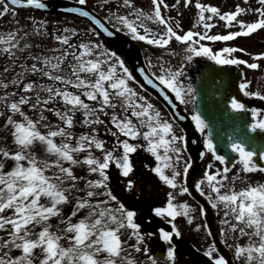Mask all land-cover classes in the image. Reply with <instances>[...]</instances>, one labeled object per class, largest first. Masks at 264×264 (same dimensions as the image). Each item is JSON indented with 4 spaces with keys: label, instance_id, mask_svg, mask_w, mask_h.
Returning a JSON list of instances; mask_svg holds the SVG:
<instances>
[{
    "label": "snow or ice",
    "instance_id": "obj_1",
    "mask_svg": "<svg viewBox=\"0 0 264 264\" xmlns=\"http://www.w3.org/2000/svg\"><path fill=\"white\" fill-rule=\"evenodd\" d=\"M77 3L85 5L86 0H77ZM256 3L260 6L242 8L237 4L234 10L222 12L217 6L197 0L193 28L200 27L205 31L189 29L183 34L177 31L179 24L162 13V8L170 7L166 0H151L148 13L134 8L132 0H123L120 7L131 11L126 15L112 13L115 31L83 7L68 11L87 18L95 26L89 31L103 33L108 38L107 44L113 47L118 46L119 32L158 47H165L174 39L183 46L185 61L204 57L217 65H245L257 69L259 65L255 62L225 55L244 49L225 46L213 51L201 43L204 40L231 41L264 30V0H256ZM183 4L187 7L189 0H183ZM244 4L247 5L248 0H244ZM21 5L37 9L46 7L41 0H0V17L9 12L15 17L16 11L11 6ZM246 12L255 13L256 19H241ZM215 20L223 21L225 28L238 26V30L209 34L216 26ZM145 21H152L162 29L153 31ZM63 31L70 35L53 37L59 45L49 49L53 55L29 51L28 57L33 61L30 65L18 64L16 59L17 52L31 48L28 43L20 46L27 33L20 36L18 29L0 33V53L9 58L11 66L2 71L14 73L10 80H0V90H3L0 116L5 117L4 129L14 146L12 150L0 147V233L4 234L0 236V264H137L126 254L124 234L134 237L135 242L130 247L136 253L144 254L148 264H160L157 257L148 254L150 248L145 241L152 237L164 250L166 264H176L173 239L181 236L176 219L183 217L191 224L194 211L202 217L207 214L204 206L194 209L187 202H178L179 196L190 193L186 180L191 161L183 159L185 136L177 135L174 123L164 119L145 96L130 86L129 82L135 83L136 78L117 51L91 39L73 43L72 38L77 37V33L69 29ZM259 58H264V52L253 56L254 61ZM16 67L21 70L16 72ZM152 67L149 60L148 68ZM136 71L144 83L157 89L173 108L175 105L169 99V92L181 104L195 99L192 85L181 83L179 68L172 70L161 63L159 74L149 75L144 68ZM31 76L38 79L33 80ZM45 78L48 83L40 82ZM247 87L246 82L239 85L244 96L264 100V95L249 92ZM228 107L235 113L246 111L245 104L235 97L230 99ZM28 112L34 113L35 119ZM259 112L257 108L250 109L252 122L247 125L250 132H264V116ZM46 113L55 117V121ZM17 115L21 119H16ZM191 121L195 130L203 134L206 124L201 115L193 111ZM77 126L84 131L77 133ZM101 126L105 135L113 138L110 147L109 141L99 135ZM37 145L41 146L43 157L37 154ZM229 147L238 157L240 171L245 174L264 172V167L258 168L253 163L255 153L246 149L243 143L232 142ZM203 148L220 165L230 161L217 154L206 134L203 135ZM140 149L153 158L152 163L143 167L169 189L162 203L142 202L147 174L137 168L133 160V154L138 155ZM204 154L199 153L201 157ZM260 159L264 160V151L260 152ZM8 160L12 165L5 170ZM112 166L118 170L119 177L124 178L121 191L129 194L130 204L122 197L118 198L109 187ZM76 167L96 178L77 175ZM212 168L210 163L191 187L211 209L223 211L221 242L232 250L233 259L238 264H264V183L247 184L237 190L234 182L239 178L238 174L229 178L228 167L215 171H211ZM81 181L83 188L78 187ZM138 185L141 200L132 201ZM73 192H83V196L77 195L70 201ZM69 203L72 208L65 215L63 206ZM138 210L142 211V216ZM138 217L150 224L152 231H143ZM52 218L57 220L55 230L50 222ZM208 227L204 225L205 231ZM200 229L201 225L197 224L196 230ZM207 234L210 236L211 232ZM242 238L244 243L240 242ZM229 239L233 244H228ZM203 256L210 264H229L215 243L207 245Z\"/></svg>",
    "mask_w": 264,
    "mask_h": 264
},
{
    "label": "rangeland",
    "instance_id": "obj_2",
    "mask_svg": "<svg viewBox=\"0 0 264 264\" xmlns=\"http://www.w3.org/2000/svg\"><path fill=\"white\" fill-rule=\"evenodd\" d=\"M196 2H197V0H189L188 6L185 7L183 4V0H180L179 4L176 5L174 7V9H172V7H168L166 9L162 8V13L165 15L166 18H170L171 21L179 24L180 28L177 29V31L180 34H183V31H187L189 29H191L193 31H201V32L205 31L203 28H200V27L193 28V24L196 22V18H197L196 17L197 9L195 8ZM200 2L205 3V4H210L213 6H217L220 8V10L222 12L234 10L235 5H237V4L240 5L242 3H243L242 5L247 6V7H251V8H256V7L260 6L256 3V0H248L247 5L244 4V0H200ZM166 3L168 5H170L169 2H166ZM242 8H245V7H242ZM177 12L178 13L187 12V13H185L183 16L182 15L176 16ZM189 15H190V18H189ZM240 18L247 20V21H253L256 19V15H255V13L246 12L245 14L241 15ZM183 19H186V20L189 19V20H188V22L183 23L182 22ZM36 20L38 21L37 22L38 25H40L41 22L38 20V18L33 17V21L36 22ZM24 21L25 20H22L21 18H20V21L18 19H16V24L18 25L20 23H23ZM214 23L216 24V26L213 29L209 30V34H225L229 31L238 30V26H233V29L231 28V26L228 28L223 27V24H224L223 21L215 20ZM69 30H72V26H71V28H69ZM73 30L76 33H80L82 31L83 32L85 31L86 33L88 32L86 29H83L81 26L79 27V29L76 26ZM76 30H78V31H76ZM21 35L22 34L20 32V36ZM194 39H198V38H194ZM173 40H171V42L169 43V45L171 44V46H169V45L166 46L167 49H164L165 47L161 48V52H162V56H163L162 57V63L165 65V67H170L172 70H176L179 68L182 72V75L179 77V79H180L181 83H183V81L187 80V76H188L190 70H193L196 67L197 63L202 64L205 61H207L208 59L204 58V57H194L191 62L185 61L184 60L183 46L181 44H179L178 42H176L178 44L177 45L175 43V41H173ZM201 43L210 47L213 51H217L220 48L225 47V46H232V47H238V48L244 49V51H242V52L237 51V52H234L232 54H225V55H231V56H234L236 58L244 59V60L248 61L249 63L255 62L259 65V67L257 69H249L245 65H231V66H235L239 71H241V74L243 76L242 81L246 82L248 85L247 91H249V92L255 91V92H259L261 95H264V58H259V59H256L255 61L253 60V56H256L257 54L264 52V30H257L256 32L250 34L247 37L240 36V37H237L231 41L224 42V41H207V40H204V41H201ZM196 58H197V60H195ZM209 61H211V60H209ZM32 62L33 61L30 58L29 60H27L26 63L30 65ZM182 64H183V67L181 68ZM10 78H12V77H10ZM132 85L134 86L135 91L139 95L145 96L149 100V102L151 104H153L152 101H154V98L151 95L144 92V90L138 84L135 85L133 83ZM252 98L259 99L258 97H255V96H252ZM160 113H161V111H160ZM174 127H175V125H174ZM175 131H176L177 135H181V134L183 135V132L178 127H175ZM138 153H139L138 155L137 154H135V155L139 156L137 158L140 159L141 162H140V165L137 166V168H139L142 172L147 174L145 176V179L148 181L147 183L143 184V187L145 185L146 188L143 190L142 202H146V201H153V202H158V203L164 202L166 200V193L169 191V189H167V187L164 186L163 184H161L157 179L152 177V174L148 173V170L143 167L145 164H148L149 162L152 163L153 158L149 154L145 153L142 150H138ZM144 157H145V160L143 159ZM143 162H144V164H143ZM209 164L210 163L206 164L205 169L207 168V166ZM212 165H213V168L211 169L212 171H215V170L223 167V165H220L219 162H215ZM181 167H182V165H181ZM240 167L241 166L237 162V165L230 172V174L228 173L229 178H231L233 175L238 174L239 178L234 182L235 188L237 190L247 186V184L255 185V184L264 183V172L255 171V172L245 174L242 171H240ZM74 171L77 174V171L75 169H74ZM49 174H51V173H49ZM202 174L203 173L199 174L195 178V180L199 179L202 176ZM121 178H119V179H121ZM119 179H117V180H119ZM117 180L115 182L117 185H119L117 183ZM78 187L83 188V181H81L78 184ZM137 191H138V193H136L137 195H134V196L132 195V201H140L141 200L140 187L138 188ZM77 195L83 196V192H79V193L73 192L72 195L70 196V201H74V198ZM127 198H128V196L123 201L126 202V204H130L131 201H129ZM178 202H187L194 209H199L201 207V206H199V204L197 202L192 201L190 199V197L188 196V194H185L183 196H179ZM212 212H213V214H212L213 221L217 227V230L220 232V228H221L220 219L223 216V211L221 210L220 212H217L216 210L212 209ZM142 215H143L142 211H139V216H142ZM192 215H193V222L191 224H189L187 222V220H185L183 217H178L176 219L175 222H176L178 228L180 229L181 236L180 237H174V239L175 238H177L178 240L182 239V241L184 243H186V241H187L190 245L195 246L196 248L198 247L199 249L202 248V250H205L207 248V245L209 243H211L209 235L207 234V231H205V229H204L205 224L202 220V216H200L198 214V211H194L192 213ZM138 222L142 223L143 231H152V226L150 224H147L145 221L140 220L139 217H138ZM197 224L201 225V229L199 231L196 230ZM122 232H123V230H122ZM128 237L129 236H127L126 234L122 235V238L127 241V244L124 245L126 254L131 256V258L133 260H135L137 262V264H148L146 256L144 254L136 253L135 250L130 247V245L135 242L134 237H130V238H132L130 240ZM152 238H154V237H152ZM150 240H151V238H148L145 241V243L148 244V246L150 245ZM240 242L244 243V238H242ZM228 244H233V241L231 239H229ZM195 247H193V248H195ZM230 251L233 255L232 250H230ZM175 253H176V264H200L199 262H192V260H190L188 258L186 259L183 256L179 255L176 249H175ZM165 264H166V262H165ZM233 264H238V262L233 260Z\"/></svg>",
    "mask_w": 264,
    "mask_h": 264
},
{
    "label": "water",
    "instance_id": "obj_3",
    "mask_svg": "<svg viewBox=\"0 0 264 264\" xmlns=\"http://www.w3.org/2000/svg\"><path fill=\"white\" fill-rule=\"evenodd\" d=\"M41 2L46 5V7L43 9H37L33 6L24 5L11 7L14 8L15 11L32 10L35 12H42L44 14H71L73 16L81 17L77 13H72L68 11L71 8H81V6H76L69 2L65 3L59 0H46ZM81 18L84 19L86 22L91 23L87 18ZM99 34H101L105 43L107 44L108 38L105 37L103 33ZM117 36L119 37L117 41L118 46L113 47L110 44L108 45H110L112 48H115L118 52L125 56L128 64L131 66L132 71L135 75L139 77L142 85L151 90V92L157 97V99L160 100L164 104V106H166L169 111V114H171L174 120L180 126L184 127L186 132V138L189 140V137L194 134V130L193 127H191L189 118L184 115V113L180 109V106H178V104L174 101L173 95L167 93L169 99L175 105V108H173L172 104H169L168 101L163 99L157 89L153 88L151 85L144 83L143 77L140 76L138 71H136V69L144 68L138 49L124 35L122 36L117 33ZM200 72L201 73L195 80V99L197 105V114L201 115L202 119H204L206 125L208 126V136L212 140L217 154L224 155L230 158V161L227 162V166L230 167L233 164L235 157L231 152L229 144L232 143V141H239L245 145L246 149L255 153L253 157H255V162L257 166H259V155L260 152L264 151V132H261L259 130L255 132H250L247 128L250 119L249 114L234 113L228 107L230 97L237 98L241 103H244L248 109H251L253 106L251 105V103H249V100L244 97L239 91V71L225 66L221 67L213 63H208L203 66ZM180 116H183L184 119H179ZM194 167H199L197 158H194V165L193 163L191 164L186 180L187 184L190 186V194L194 198H196L202 204V206L206 207L207 214L203 216V219L209 226L208 229L209 232H211L213 243L216 244L218 251H220V253L225 256L227 261H229V264H231V255L224 248V246L220 244L217 235L215 234L214 226L211 222V217L207 204L199 198L197 193H195L191 187L192 185L190 180ZM174 244L178 247V249H181V251L189 257H192L194 259L198 258L197 254H195L188 247L179 243L177 240L174 241ZM157 254L155 257H157L160 261L165 259L163 251Z\"/></svg>",
    "mask_w": 264,
    "mask_h": 264
},
{
    "label": "trees",
    "instance_id": "obj_4",
    "mask_svg": "<svg viewBox=\"0 0 264 264\" xmlns=\"http://www.w3.org/2000/svg\"><path fill=\"white\" fill-rule=\"evenodd\" d=\"M2 7V6H0ZM33 17L34 15L27 14H16L15 17H13L12 13L9 12L6 14L4 17H0V33H7L12 30H20L21 36H24V33H27V36H24L23 39L20 41V46L22 47L24 43H28L31 45L30 49H26L24 52H17L16 53V59L18 64L26 63L27 60L30 59L28 57L29 51H31L33 54H42V55H53L49 49L51 48H56L59 47L58 42L54 40V36L56 34H66L70 35L69 33H64V29H69L72 26V30L78 25L76 24L75 21H72L70 19H65V18H45L44 20L40 19L39 17L38 20L41 22L39 25V28H37V20L36 23H33ZM20 18L22 20H25L23 23L16 24V19L20 21ZM36 18V17H35ZM77 31V30H76ZM19 38V37H18ZM86 40L84 38L78 37H73L72 42L73 43H79V40ZM91 40H93L91 38ZM95 41V40H93ZM24 57H28V59H23ZM33 63V62H32ZM11 67L10 66V61L7 56H5L3 53H0V80L2 79H11L14 75V73L10 70L9 72L5 73L2 71L4 67ZM16 72L20 71L19 67H16L15 69ZM33 77V78H32ZM33 80L38 79L35 76H31ZM40 82L42 83H48V81L45 79L41 80ZM9 90H14V89H9ZM3 90H0V94H2ZM27 111V109H26ZM30 116H32L35 119V114L32 112H28ZM46 115L49 116V119L55 121V117H53L50 113H46ZM79 117V114H77ZM16 119H21L18 115L15 117ZM4 119L5 117L0 116V147H4L8 150H12L14 148L12 142H11V137L7 135L5 129H4ZM41 131H45V129H41ZM77 133L84 131V129L80 126H77L75 129ZM99 135L103 138L102 131H100ZM59 142V140H57ZM37 154L41 157H43L44 153L41 148V146L37 145L36 149ZM7 170L9 167L12 165V161L8 160L5 162ZM72 208V204L69 203L67 205L63 206V213L65 215L69 214ZM79 215V214H78ZM52 225L54 226L53 230H55V225L57 223L56 218H52L51 221ZM64 243H67L66 241Z\"/></svg>",
    "mask_w": 264,
    "mask_h": 264
},
{
    "label": "flooded vegetation",
    "instance_id": "obj_5",
    "mask_svg": "<svg viewBox=\"0 0 264 264\" xmlns=\"http://www.w3.org/2000/svg\"><path fill=\"white\" fill-rule=\"evenodd\" d=\"M57 1V0H56ZM60 1H64V2H71L73 4H77V0H60ZM133 2V6L134 8H138V9H141L143 12L145 13H148L150 12L151 10V0H132ZM166 2H169L170 3V7H172V9H174V7L176 5H178L179 3H177V0H166ZM123 4V0H109V3L105 4L104 3V0H86V4L83 5L85 6L89 11H92L94 12L99 18H102L107 24L109 27L115 29L113 27L114 25V20L111 19V16H112V13H117L119 15H126L129 11H131L130 9H128L127 7H120V5ZM185 13L187 12H180L178 13L177 12V15H184ZM39 15H43V14H40V13H37ZM44 16V15H43ZM62 18H71L70 16H64V15H58ZM56 16V17H58ZM78 23H82L84 24L85 26H87L85 23H83L81 20H76ZM145 24H147V26L149 28H151L153 31H159L162 29V26H159L155 23H153L152 21H145ZM141 32H143V29H140ZM119 33H124V32H119ZM133 43H135L140 52L142 53V58H143V62L144 64L147 66V69L148 71L151 73L155 72L157 74H159V65L162 63V52H161V48L162 47H158V46H154V45H148L144 42H141V41H136V40H133L131 38L130 35H126ZM171 42V41H170ZM122 58V56H121ZM123 59V58H122ZM151 60V63L153 65L152 68H148V61ZM197 60V59H196ZM126 63V62H125ZM128 67V65H126ZM202 66L201 63H197L196 67L193 69V70H190L188 76H187V80L183 81V83H185L186 85L187 84H191L192 85V88H193V95L194 94V80H195V77L197 76V74L199 73V70H200V67ZM243 81L241 80V83ZM247 90V88H246ZM252 102H258L261 107L258 108L260 110L259 114L264 116V100H261V99H254L252 98L251 96H248ZM178 103L180 104V106H182L183 110L185 111V113L190 116L191 118V115L193 114V111L196 112V105L194 103V100H186L185 103L181 104L179 101ZM161 114L167 118V114L165 112V110H163L161 108ZM250 116H251V113L249 112ZM251 122H252V118H251ZM191 123L193 124V122L191 121ZM193 127H195V125L193 124ZM196 134H197V138H193L192 140V145L196 144L198 142V144L200 146H203V135L206 134L207 135V127L205 128V131L204 133H200V132H197L196 131ZM185 149V148H184ZM196 152V148L191 147V150L190 152L187 151V149H185V151L183 152V159L185 160H190V154H194ZM212 161V162H211ZM215 162H218V161H213L212 159V156H211V153H208L207 152V155H206V158H205V161L200 169V171L196 172L192 178V181L194 183L195 181V178L203 173L205 171V167H206V164L207 163H215ZM217 229V227H216ZM218 231V230H217ZM219 233V231L217 232V234ZM222 239V237H221ZM199 251H202V248L198 249Z\"/></svg>",
    "mask_w": 264,
    "mask_h": 264
},
{
    "label": "bare ground",
    "instance_id": "obj_6",
    "mask_svg": "<svg viewBox=\"0 0 264 264\" xmlns=\"http://www.w3.org/2000/svg\"><path fill=\"white\" fill-rule=\"evenodd\" d=\"M242 4H243V3H242ZM242 4H240V6L247 8V6H244V5H242Z\"/></svg>",
    "mask_w": 264,
    "mask_h": 264
}]
</instances>
